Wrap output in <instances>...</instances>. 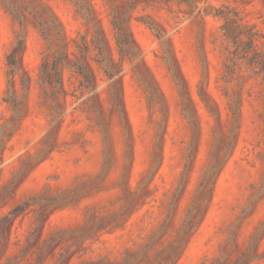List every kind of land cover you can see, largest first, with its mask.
<instances>
[{
  "label": "rangeland",
  "instance_id": "374dc122",
  "mask_svg": "<svg viewBox=\"0 0 264 264\" xmlns=\"http://www.w3.org/2000/svg\"><path fill=\"white\" fill-rule=\"evenodd\" d=\"M223 4L264 32V0L200 7ZM126 7L132 56L113 24ZM189 11L0 0V264H264V95L227 73L221 20ZM98 22L112 59L95 50ZM19 33L23 70L10 76Z\"/></svg>",
  "mask_w": 264,
  "mask_h": 264
},
{
  "label": "trees",
  "instance_id": "16d2710c",
  "mask_svg": "<svg viewBox=\"0 0 264 264\" xmlns=\"http://www.w3.org/2000/svg\"><path fill=\"white\" fill-rule=\"evenodd\" d=\"M156 1V0H155ZM160 1V0H158ZM164 1L167 8L172 11V5L186 4L190 7L188 13L192 14L197 11L198 14L205 16L213 15L221 20L219 26V35L215 40V43H219V51L221 57L224 60V65L227 69V73L234 77L235 75H240L242 77H247L248 79H255L261 86V93L264 95V32L261 31L256 23H253L246 19V16L235 6L229 4H223L220 7L213 6H202L201 3H205V0H161ZM78 12L83 15V18L89 20L93 17V6L89 4L88 6L78 7ZM129 7L124 8L125 20L121 21L118 13H114L113 24L116 32V39L119 45V49L122 55L132 56L129 45L134 42V37L131 29L125 28L128 23L127 14ZM58 22V26L62 28V23L59 18H55ZM23 23V20H21ZM39 27L40 32L43 35H47L48 27H53L52 23L46 20H40ZM150 27L156 31L157 35L161 38L163 33L158 31L154 24H149ZM46 39H50L46 36ZM95 50L108 59H112L113 55L107 44V39L104 35V30L100 22L96 25V35L93 39ZM26 41L25 34L19 33L18 39L7 54L8 65L11 67L10 76L13 75L17 70H23L21 60L23 53L25 51ZM202 61L204 65V73L207 74L208 64L207 56L204 51H201ZM172 67V66H171ZM54 69L57 71V64L54 65ZM62 83V80H59ZM242 103L237 102L236 106L231 107L233 111V117L236 121L239 120L241 112ZM211 113L218 119V112L210 108ZM21 205L15 207L6 216H16L20 213ZM259 226L253 236L257 237L261 230Z\"/></svg>",
  "mask_w": 264,
  "mask_h": 264
}]
</instances>
